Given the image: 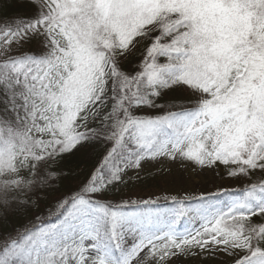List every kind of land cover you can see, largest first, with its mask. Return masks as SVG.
<instances>
[{
	"label": "snow or ice",
	"instance_id": "obj_1",
	"mask_svg": "<svg viewBox=\"0 0 264 264\" xmlns=\"http://www.w3.org/2000/svg\"><path fill=\"white\" fill-rule=\"evenodd\" d=\"M26 6L27 19L0 24V264L218 255L264 264V0ZM33 41L38 50L26 51ZM174 92L182 95L165 100ZM100 145L87 179L54 201L46 220L11 223L12 205L34 206L31 193L71 175L49 165ZM165 159L191 169L202 190L163 197L167 211L159 197L102 198L130 171L139 179L145 165ZM221 166L242 182L238 191L204 184ZM185 220L191 228L181 232Z\"/></svg>",
	"mask_w": 264,
	"mask_h": 264
},
{
	"label": "trees",
	"instance_id": "obj_2",
	"mask_svg": "<svg viewBox=\"0 0 264 264\" xmlns=\"http://www.w3.org/2000/svg\"><path fill=\"white\" fill-rule=\"evenodd\" d=\"M31 14V9L26 6V0H0V24L9 22L17 17L27 19L29 16H31ZM124 67L125 70H128L127 64ZM181 95V93L174 92L169 96H166L165 100L170 101ZM2 107L3 105H0V109H2ZM103 148L104 146L100 145L90 154H78L76 157H73L71 160L66 161L62 165H49V167L53 168L54 170L60 167L65 169L71 168V175L68 177V179L56 181L52 188L31 193L30 199L35 202L34 206L24 209L17 208L16 205H13L12 208L7 210L9 212L16 210L15 215L8 217V219L11 220V223L13 225L20 224L31 226V224L34 222L38 223L36 219L37 217L46 220L50 212L53 211L51 206L53 205L54 198L65 195L69 190L77 189L87 179L89 173L97 163ZM221 167L223 170V166ZM134 180L135 179H127L125 183H122L114 187L111 191H108L103 196V199L105 201H111L115 204L127 202L124 199L122 191L134 184ZM242 186L232 191H238ZM56 188H58L59 191L54 190ZM222 199H228V197H223ZM171 204V200L166 201L162 198L158 202V207L167 211L171 207ZM5 212L6 209L0 205V220L4 219ZM190 226L191 225L188 223V221L185 220L178 226V228L179 231L183 232L185 229H189Z\"/></svg>",
	"mask_w": 264,
	"mask_h": 264
},
{
	"label": "rangeland",
	"instance_id": "obj_3",
	"mask_svg": "<svg viewBox=\"0 0 264 264\" xmlns=\"http://www.w3.org/2000/svg\"><path fill=\"white\" fill-rule=\"evenodd\" d=\"M38 48L39 44L36 41L25 46L26 51L38 50ZM217 172L219 174L205 178L204 184L208 188H213L214 184L223 185L230 190H235L242 186V182L230 180L225 176L222 167ZM221 175H224L223 180H221ZM190 176L192 179H190ZM129 177L130 179H135V182L129 188H124L125 190L122 191L126 201L156 199L157 197L162 199L165 196H177L179 198L184 195L197 193L204 186L200 178L191 172V169H185L178 163H173L167 159L159 163L153 162L145 165L144 169L140 172L139 179L136 178L133 171L129 172ZM129 177H126L125 180L129 179ZM59 197L54 198L53 201H56ZM174 264H230V262L224 256L218 255L215 258L207 259L199 257L181 258L176 260Z\"/></svg>",
	"mask_w": 264,
	"mask_h": 264
}]
</instances>
